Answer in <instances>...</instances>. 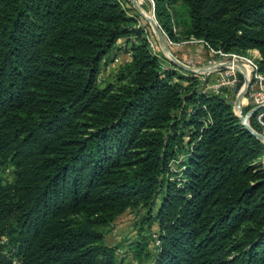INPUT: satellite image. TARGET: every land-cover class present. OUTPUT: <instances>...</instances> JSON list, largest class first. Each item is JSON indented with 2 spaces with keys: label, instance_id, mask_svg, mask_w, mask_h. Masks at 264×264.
I'll list each match as a JSON object with an SVG mask.
<instances>
[{
  "label": "trees",
  "instance_id": "1",
  "mask_svg": "<svg viewBox=\"0 0 264 264\" xmlns=\"http://www.w3.org/2000/svg\"><path fill=\"white\" fill-rule=\"evenodd\" d=\"M168 2L153 12L173 38ZM179 2L183 34L256 47L264 72V0ZM124 4L0 0V169L12 167L0 175V264H118L101 225L137 205V260L264 264V143L223 94L161 67ZM128 35L129 61L98 85L100 59ZM153 223L151 252L141 231Z\"/></svg>",
  "mask_w": 264,
  "mask_h": 264
},
{
  "label": "rangeland",
  "instance_id": "2",
  "mask_svg": "<svg viewBox=\"0 0 264 264\" xmlns=\"http://www.w3.org/2000/svg\"><path fill=\"white\" fill-rule=\"evenodd\" d=\"M128 1L129 4H124V6H127L126 12L130 15H133L135 18L133 27L141 29V34L145 36L146 40L148 41L150 50L156 55L161 67L175 68L180 74L184 76V78L178 79V82L182 85H186L188 83L185 78L186 76H190L189 73H191L193 74V79H195L196 88H198L202 92L210 90L209 84L215 82V79L217 77L216 70H218L219 68H206H209L211 65L216 66V63L214 62L233 59L234 57L232 56V54H249L251 53L250 49H256L258 51L256 47H250L239 51H223L212 46L210 47L215 51H210L207 47L205 48L203 46L202 40L199 39L200 41H197V39L195 41L194 39L196 38H193V36H186L185 34H183V31L187 28V17L183 5L179 2V0H170V2L165 4V6L171 19L170 24L173 38H167L165 33H163L160 28L159 30L171 56L177 59L183 66H185L183 68L176 65L175 62L169 57V55L165 53L163 48L160 46V43L155 36L154 31L151 29L148 20L145 18V16L150 15L152 19L155 20L153 12V0H137L139 9L142 10L145 16L133 7L130 0ZM130 6L133 8V11L129 8ZM133 38L134 37L132 35L118 38L113 47L105 55L102 56L99 62L98 72L95 76V82L98 85L103 84L104 81H106V78L110 80L113 72L118 65L129 61L130 54L127 56L126 52H128V50L124 48L125 40L127 39L128 41L132 40ZM217 50L223 52L224 54H220ZM114 57H119L120 61L114 62ZM223 91H226V98L228 100H231L230 104L232 106V109L238 117L237 111L232 103V100H234L236 97L237 88H231L229 90L223 88ZM240 106L243 115L244 112L251 108V104L247 103L246 100H244L243 105ZM251 114H249L246 119L248 124L251 118ZM257 127H259L257 128L258 130L254 129L253 127L252 128L259 132L263 131L262 127L259 126V124ZM263 154L255 161L259 162L261 166ZM11 168V166H6L5 168L0 169L1 177L8 179L10 177ZM171 168H175L173 167V162H171ZM144 210L145 208L140 205H137L135 207L126 206L125 209L120 214L116 215L113 220H107L101 225L103 240L110 245L116 246L114 254L115 260L118 262V264H146L144 260H137L134 257L132 250L133 242L136 236V228L138 226V216L144 213ZM157 233V226L154 223L151 225L149 230L141 231V234L145 235L146 237V242L151 245H148V247L151 249V252L155 251L153 243L154 240L158 238ZM1 239L3 240L4 238H0V241Z\"/></svg>",
  "mask_w": 264,
  "mask_h": 264
},
{
  "label": "built area",
  "instance_id": "3",
  "mask_svg": "<svg viewBox=\"0 0 264 264\" xmlns=\"http://www.w3.org/2000/svg\"><path fill=\"white\" fill-rule=\"evenodd\" d=\"M194 40L196 41L197 39ZM197 41L200 40L198 39ZM207 48L210 51H215L209 46H207ZM217 51L220 54H224L219 50ZM250 52L251 53L249 54H243V55L232 54L234 58L231 60L235 61L236 63H240L241 68L237 66L230 67L228 62H225L231 60L214 62L216 63V66L212 65L211 67L206 68V69H210V68L215 69L217 67L219 68L218 70H216L217 77L215 79V82L209 84L210 90L207 91L220 92L225 97H227V95L225 94L226 91H223V88H225L226 90H229L231 88L232 89L237 88L236 97L234 100H232V103L237 111V114L243 115L240 105H243L244 100H246L247 103L251 104V108L257 106L258 108L255 111H253V113H255V118L257 119V122L260 124L263 130L262 132L259 131L258 132L264 136V122L261 119L262 115L264 114V72L258 68V59L260 57L258 51L256 49H250ZM129 54H130L129 51L126 52L127 56ZM113 61L117 62L120 61V59L119 57H114ZM241 90H243L242 91L243 94L239 96L238 99H236L238 93ZM229 101L231 102V100ZM246 112H244V114ZM158 244H159V240L158 238H156L154 240L153 245L157 246Z\"/></svg>",
  "mask_w": 264,
  "mask_h": 264
},
{
  "label": "water",
  "instance_id": "4",
  "mask_svg": "<svg viewBox=\"0 0 264 264\" xmlns=\"http://www.w3.org/2000/svg\"><path fill=\"white\" fill-rule=\"evenodd\" d=\"M130 2L132 3V5H133V7H134L135 9H137L140 13H142V11L139 9V6H138V4H137V0H130ZM145 18L148 20V22H149V24H150V27H151V29L154 31L155 36L157 37L158 41L163 43V45H164V49H165V50H164L165 53H166L167 55H169V57L175 62L176 65L181 66V67L184 68L185 66H183V65H182L177 59H175L173 56H171L169 50L167 49V46L165 45V42H164V40H163V37H162V35H161V33H160L159 27H158L157 24L155 23V20H153L152 17H151L150 15L147 16V17H145ZM243 89H244V88H243ZM242 91H243V90H241V91L238 93L236 99H238V97L241 96V95L243 94ZM236 102H237V100H236ZM236 102H235V103H236ZM257 108H258L257 106L252 107V108H251L249 111H247L244 115H239V114H238V117H239L240 123L242 124V126H243L244 128H246L247 130H249V131H250L255 137H257L259 140H261L262 142H264V136H263L261 133H259L258 131L254 130V129H253V128L247 123V121H246L247 116H248L249 114H251L253 111H255ZM262 168H263V171H264V154H263V160H262Z\"/></svg>",
  "mask_w": 264,
  "mask_h": 264
},
{
  "label": "bare ground",
  "instance_id": "5",
  "mask_svg": "<svg viewBox=\"0 0 264 264\" xmlns=\"http://www.w3.org/2000/svg\"><path fill=\"white\" fill-rule=\"evenodd\" d=\"M142 11V10H141ZM142 14L144 15V13L142 12ZM145 16V15H144ZM145 17H147V16H145ZM160 43V46L163 48V50H165L164 49V45H163V43L162 42H159ZM225 62H228V64H229V66L230 67H235V66H237V67H239V68H241V66H240V63H236L235 61H233V60H231V61H225ZM212 66V65H211ZM210 66V67H211Z\"/></svg>",
  "mask_w": 264,
  "mask_h": 264
}]
</instances>
